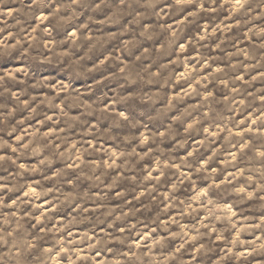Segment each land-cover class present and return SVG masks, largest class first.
Wrapping results in <instances>:
<instances>
[{
    "label": "clouds",
    "instance_id": "1",
    "mask_svg": "<svg viewBox=\"0 0 264 264\" xmlns=\"http://www.w3.org/2000/svg\"><path fill=\"white\" fill-rule=\"evenodd\" d=\"M0 264H264V0H0Z\"/></svg>",
    "mask_w": 264,
    "mask_h": 264
}]
</instances>
